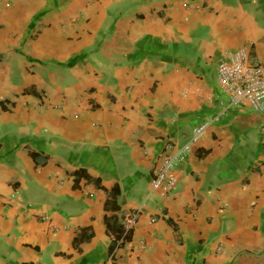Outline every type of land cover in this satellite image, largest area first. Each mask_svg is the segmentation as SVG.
<instances>
[{"label":"crops","instance_id":"1","mask_svg":"<svg viewBox=\"0 0 264 264\" xmlns=\"http://www.w3.org/2000/svg\"><path fill=\"white\" fill-rule=\"evenodd\" d=\"M239 48L264 64V0H0V264H264V113L216 83Z\"/></svg>","mask_w":264,"mask_h":264},{"label":"built area","instance_id":"2","mask_svg":"<svg viewBox=\"0 0 264 264\" xmlns=\"http://www.w3.org/2000/svg\"><path fill=\"white\" fill-rule=\"evenodd\" d=\"M183 6L187 7L185 4ZM216 83L227 99V107L246 106L253 112L264 113V64L251 57L246 48L236 49L224 56L216 68ZM211 121L196 126L188 142L181 148L171 152L169 145L159 155L150 185V190L159 198L167 199L172 193L177 184L176 166L184 161Z\"/></svg>","mask_w":264,"mask_h":264}]
</instances>
